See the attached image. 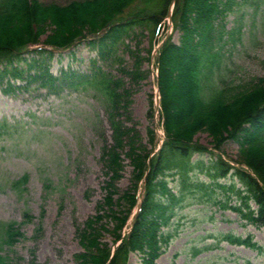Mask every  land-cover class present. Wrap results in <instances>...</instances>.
Listing matches in <instances>:
<instances>
[{
  "label": "trees",
  "instance_id": "obj_1",
  "mask_svg": "<svg viewBox=\"0 0 264 264\" xmlns=\"http://www.w3.org/2000/svg\"><path fill=\"white\" fill-rule=\"evenodd\" d=\"M259 1L173 0L172 30L178 32L179 40L165 35L154 56L165 137L151 156L152 150L143 148L136 127L124 121V116L131 121L130 89L106 67L117 63L120 74L131 76L136 83L144 77L140 42L133 50L127 40L138 38L137 28L148 29L150 49L145 59L149 61L172 0H75L67 5L0 0L1 91L9 94L15 89H29L32 84L53 93L64 87H82L102 100L107 115L111 143L102 147L100 156L107 178L105 197L95 215L77 231L82 247L74 256L77 264H127L134 253L139 255L140 264H157L172 239L169 229L177 210L196 198L197 190L205 188L219 190L222 197L216 204L235 213L246 225L264 227V76L228 83L223 67L224 46L233 30L226 28L228 17L238 7H252ZM47 31L50 33L46 35ZM81 41L96 48L89 71L67 69L54 76L47 62L53 51L67 50ZM35 45L46 48L29 50ZM29 53L36 57L26 60L23 55ZM121 53L133 59V71L122 66ZM153 110L151 101V119ZM200 132L211 138L212 149L195 140ZM148 134L154 146V129ZM228 141L239 144L235 160L224 158L222 147ZM204 154L209 155L207 161ZM195 155L198 158L194 159ZM124 158L133 168L134 183L131 192L115 199ZM201 175L208 181L201 180ZM141 187V205L130 225ZM120 201L128 203L124 211L115 209L122 206ZM24 217L31 220L27 213ZM105 234L110 241L105 240ZM22 237L14 223L4 226L3 243L7 246ZM221 239L264 250L249 235L228 233ZM0 264L18 263L0 254Z\"/></svg>",
  "mask_w": 264,
  "mask_h": 264
},
{
  "label": "rangeland",
  "instance_id": "obj_2",
  "mask_svg": "<svg viewBox=\"0 0 264 264\" xmlns=\"http://www.w3.org/2000/svg\"><path fill=\"white\" fill-rule=\"evenodd\" d=\"M38 1L67 5L75 0ZM226 28H233L232 37L224 46L226 82L245 83L263 77L264 0L252 7H238L228 17ZM135 34L138 38L132 37L127 42L133 50L140 42L144 77L136 83L131 76L120 74L117 63L108 64L106 70L121 78L130 89L131 121L125 116L124 121L136 127L143 148L152 150V155L157 149L150 144L148 130L155 127L158 139L162 133L157 125L161 118L155 113L157 88L153 61L145 59L150 49L149 30L137 28ZM166 34L178 42V32L167 21L159 28L156 41ZM23 57L29 60L36 55L29 53ZM94 58L96 48L81 41L68 51L54 53L47 62L52 74L58 76L67 69L86 73ZM122 59V66L133 71V59L127 53L122 54ZM151 101L155 115L152 119ZM195 140L212 149L206 132L198 133ZM110 143L111 130L103 102L90 90L64 87L53 93L38 88L37 84L9 94L0 89V254L3 257L18 264H77L74 256L82 251L77 231L95 215L97 205L105 197L103 186L107 178L100 156L102 147ZM222 149L224 158H238L236 141L226 142ZM124 159L115 199L131 192L134 183L133 168ZM203 159L207 161L209 155L204 154ZM20 179L25 180L15 184ZM200 179L208 181L205 175ZM221 197L219 190H197V197L177 210L169 229L172 239L157 264H264V250H252L221 239L222 234L228 233L249 235L264 249V227L246 225L235 213L222 209L216 204ZM120 204L116 210L124 211L128 206L124 201ZM25 213L31 220L24 217ZM8 223H14L23 233L12 246L3 243V230ZM105 240H111L108 234ZM127 264H140L139 255L131 254Z\"/></svg>",
  "mask_w": 264,
  "mask_h": 264
},
{
  "label": "water",
  "instance_id": "obj_3",
  "mask_svg": "<svg viewBox=\"0 0 264 264\" xmlns=\"http://www.w3.org/2000/svg\"><path fill=\"white\" fill-rule=\"evenodd\" d=\"M171 14H169V16H170ZM157 93H158V91H157ZM159 107V99H156V108H158Z\"/></svg>",
  "mask_w": 264,
  "mask_h": 264
}]
</instances>
